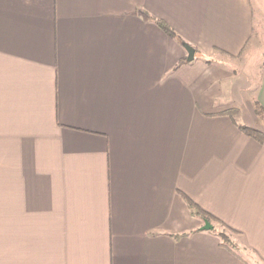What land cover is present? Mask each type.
I'll list each match as a JSON object with an SVG mask.
<instances>
[{"label": "crops", "instance_id": "0c3cea01", "mask_svg": "<svg viewBox=\"0 0 264 264\" xmlns=\"http://www.w3.org/2000/svg\"><path fill=\"white\" fill-rule=\"evenodd\" d=\"M259 25L253 0H0V264H264V145L225 114L264 130V64L253 96L234 67Z\"/></svg>", "mask_w": 264, "mask_h": 264}, {"label": "rangeland", "instance_id": "374dc122", "mask_svg": "<svg viewBox=\"0 0 264 264\" xmlns=\"http://www.w3.org/2000/svg\"><path fill=\"white\" fill-rule=\"evenodd\" d=\"M253 4L256 10V19L260 23L257 28L258 36L256 35V41L252 42L245 50V54L234 59V67H236L238 73L242 75L245 82L246 93L253 96L258 84L260 69L264 64V0H253ZM258 37V38H257ZM214 232H226L220 223L213 222Z\"/></svg>", "mask_w": 264, "mask_h": 264}, {"label": "trees", "instance_id": "16d2710c", "mask_svg": "<svg viewBox=\"0 0 264 264\" xmlns=\"http://www.w3.org/2000/svg\"><path fill=\"white\" fill-rule=\"evenodd\" d=\"M153 20L156 21V23L170 36H172L173 38H177L179 39V41L181 43H183L182 39L178 36V34L163 20L160 19H156L151 17ZM254 108H255V113L257 115V117L259 118L263 128H264V108L262 107V105L255 101L254 102ZM225 114H227L232 121L234 122V124L245 134H247L248 136H250L251 138H253L254 140H256L258 143L264 145V130H259V129H255L252 128L250 126H247L245 124H243L241 122V110L240 109H230L228 111L225 112ZM188 205L190 206V208L193 209L195 215L200 216L201 218H203L204 220H208L211 223L213 222H218L220 223L225 229L230 230V228L228 226H226L222 221L214 218L213 216H211L209 213L205 212L203 209H201L197 204H195L194 202H192L191 200H188ZM219 237L222 240V244L225 246H228L231 249H235L236 245L229 239V237L226 235V233L224 232H220L219 233Z\"/></svg>", "mask_w": 264, "mask_h": 264}, {"label": "water", "instance_id": "95a60500", "mask_svg": "<svg viewBox=\"0 0 264 264\" xmlns=\"http://www.w3.org/2000/svg\"><path fill=\"white\" fill-rule=\"evenodd\" d=\"M184 47H185L186 51L188 52L187 60L192 61L194 59V56L196 53L195 49L188 44H184ZM204 222H205V224L202 227V230H212L214 228V226L212 225V223L210 221L205 220Z\"/></svg>", "mask_w": 264, "mask_h": 264}]
</instances>
